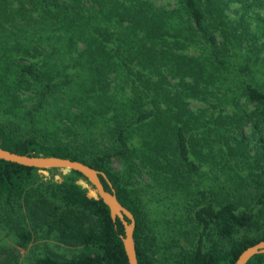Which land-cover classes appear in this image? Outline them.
Masks as SVG:
<instances>
[{"label": "trees", "instance_id": "1", "mask_svg": "<svg viewBox=\"0 0 264 264\" xmlns=\"http://www.w3.org/2000/svg\"><path fill=\"white\" fill-rule=\"evenodd\" d=\"M263 20L264 0H0V147L103 171L135 218L138 264H234L264 239ZM39 170L0 159V227L20 248L41 235L79 251L29 264H127L87 179ZM207 173L219 190L198 187ZM144 176L180 196L189 247L154 230Z\"/></svg>", "mask_w": 264, "mask_h": 264}, {"label": "rangeland", "instance_id": "2", "mask_svg": "<svg viewBox=\"0 0 264 264\" xmlns=\"http://www.w3.org/2000/svg\"><path fill=\"white\" fill-rule=\"evenodd\" d=\"M158 4H165V0H156ZM255 29L264 28V20L256 22ZM191 107L196 108L201 106L199 103L192 101L190 104ZM117 166V162L114 163ZM42 175H49L47 170L38 171ZM209 173L204 174L201 177V183L198 187L202 189H208L209 184H212L215 190H219L215 183L208 178ZM139 180V188L141 189L142 197L145 200V210L147 212V218L151 222L154 230H158L162 234V239L166 243H174L177 245H182L184 247H189L190 241L187 238H184L179 234V225L178 230L173 224L175 217L180 215L181 210L179 207L181 203L179 197L173 191H169L165 188L159 187L153 182V180L147 176ZM55 178H60L58 174L55 175ZM223 190H221V193ZM188 208L185 216L188 217ZM189 222L185 224L184 229L188 230L192 226V214L190 211ZM174 230V231H173ZM182 233V229L180 230ZM183 234V233H182ZM205 242L208 243V240L213 238L214 235L210 232L206 234ZM166 246V245H165ZM46 251H51L62 257H70L79 251V247L68 246L62 244L51 237L41 236L29 243L26 248H20L16 245L14 240V235L10 233L7 229L0 227V264H29L36 256L43 254ZM166 259H164L165 261ZM169 262L166 260V264Z\"/></svg>", "mask_w": 264, "mask_h": 264}, {"label": "water", "instance_id": "3", "mask_svg": "<svg viewBox=\"0 0 264 264\" xmlns=\"http://www.w3.org/2000/svg\"><path fill=\"white\" fill-rule=\"evenodd\" d=\"M0 159L16 162L25 166L46 170L48 168H58L63 174L70 171L80 172L86 179H79L78 183L83 187L93 186L90 190L92 193L89 197L100 198L109 208V214L113 221L118 218L123 225V234L120 238L123 244L124 252L127 258V264H138L135 250V242L133 231L135 228V218L133 214L124 207L117 199L115 190L112 187L108 177L103 171L97 170L88 164L79 160L63 158L53 155H27L12 152L0 147ZM100 175L107 182L109 190L105 188L100 179ZM90 184V185H89ZM264 253V239L260 240L241 251L234 264H246V262L254 255Z\"/></svg>", "mask_w": 264, "mask_h": 264}]
</instances>
